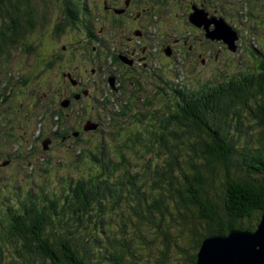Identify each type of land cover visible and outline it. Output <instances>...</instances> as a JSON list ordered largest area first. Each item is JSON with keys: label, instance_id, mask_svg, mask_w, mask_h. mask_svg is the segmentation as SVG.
<instances>
[{"label": "trees", "instance_id": "16d2710c", "mask_svg": "<svg viewBox=\"0 0 264 264\" xmlns=\"http://www.w3.org/2000/svg\"><path fill=\"white\" fill-rule=\"evenodd\" d=\"M93 3L0 0V62L18 50L41 58L40 45L48 42L41 31L60 12L56 36L70 34L76 40L78 73L83 54L100 43L94 32L97 13H115ZM149 12L151 18L162 14ZM146 20L142 26L151 25ZM262 42H254L259 62L250 60L255 54L247 46L242 73L233 74L228 64L226 75L200 81L206 82L203 86L188 84L189 90L166 83L152 98L144 89L152 73L131 74L135 95L129 104L136 107L134 98L141 94V112L115 115L108 131L104 113L90 115L93 92L84 93L85 103L80 101L78 108L60 101L48 116L76 130L72 141L80 168L88 172L80 169L74 179L54 177L48 161L42 185L18 180L0 189V264H196L207 237L254 232L264 214ZM220 49L236 62L235 53ZM56 58L46 69L44 59L38 67L41 76L57 73L53 67L65 60L62 54ZM94 58L101 60L102 52ZM93 61L88 57L85 62ZM195 61L201 63L200 57ZM19 64L17 72L25 67ZM1 67L0 73L12 69L11 64ZM87 122L95 124L93 132Z\"/></svg>", "mask_w": 264, "mask_h": 264}, {"label": "rangeland", "instance_id": "374dc122", "mask_svg": "<svg viewBox=\"0 0 264 264\" xmlns=\"http://www.w3.org/2000/svg\"><path fill=\"white\" fill-rule=\"evenodd\" d=\"M116 1H119V0H116ZM261 1L262 0H258L257 3ZM257 3L255 2L249 3L247 8H248V11H250L251 16H255L256 18L260 19L259 16H262V15L264 16V8L257 5ZM132 8H134V10L138 8V11L140 12L141 15H138V17H134V21H131L132 20V16H131V18H128V20L130 21H125V22L126 23L133 22L135 26L142 27L141 23L144 22L147 17H149L146 15L147 13H149V10L146 9L144 11L143 7L139 3L134 4ZM162 8L163 10H166L165 6H162ZM128 11H129V7L126 9L124 14L129 15ZM166 12H170V11H166ZM62 15H63L62 13L56 12L54 16L51 17L50 24H48V26L43 28V30L41 31V35H45L46 40L48 41L46 42V44L40 45V48H42L41 58H39V55L29 57L28 55L24 54V52L22 53V50L20 51L18 50L17 52L13 51L12 53H10V56L8 59L0 62V65L3 67L7 64H11L12 69L13 70L15 69V71L19 70L18 62H20L19 67L25 66L24 68H26L29 71L27 76L30 77L33 75L32 77L35 76L36 78H38L30 84L28 89L32 86L38 87L43 81L46 82L47 84L54 83V84L59 85L58 80L49 78V77H53L51 74H48L47 77L43 75L40 77L39 76L37 77L34 74L35 73L34 68L36 67V63L38 62V60H42L44 62V59H48V62H45L43 65V69H46L48 64L52 65L54 60L57 59L56 57L60 56L61 54L63 58L69 56V59L65 60L64 63H61V65L58 63L55 64V66L53 67L55 70L54 72L56 71L59 73L61 72L62 75L64 72L68 73L67 77H69L70 74L75 75L77 73V68H78L77 65L80 63V58L79 56H76L77 53L75 52L77 51V49L76 48L74 49L76 45V40L70 34H67L62 37L56 36V28L59 22H61V20L63 19ZM251 16L247 18L248 21H245V18L241 19L244 25H246L248 22L250 23L249 26L248 25L246 26L247 28L246 32L244 29L240 28L238 30L239 33H236L234 32L233 29H230L229 27L225 26L222 21L220 22L222 25H224L226 30L223 27H220V30L218 31H221L220 32L221 34L222 33L227 34V36L229 37V40H233V37L235 38V41H233L235 42L234 43L235 47L233 49L223 40H219V41L214 40V42L212 40H209V36L210 34H212L210 30L207 32L208 36H205L206 33L203 30V28H205L206 25L203 22V18L206 19V16H204L203 13H200L196 17L193 16L192 18V21L195 22L196 24L198 23L197 26H200V27H197L196 25L192 24V21H190V18L188 17L186 18L187 19L186 22L189 23L191 27L188 26V29L186 28L184 29V31L187 33L185 34V36L177 35L175 31H171V29H169L170 27L168 23H166L165 25H162V23L156 19L157 23H154L155 26H153L151 23L152 35H151V42H150L151 43L150 51L146 48L142 51L141 44L147 45L149 43L148 37L145 36L144 38L137 40L141 48L133 49L136 51H132V53H130L131 54L130 56H128L127 54L128 52H130L131 48H133L129 46L130 42H128L125 39L124 44H123L122 41L116 40V43L115 44L111 43V46H110L108 38L105 37L104 41L106 42L104 44V47L97 48L99 51L98 54L100 55V52H102L104 55H108L107 57H109L110 60L105 61L104 59L101 58V60L96 59V62H94L92 65L91 64L89 65L88 63L89 66L87 67V69H90L91 67L94 69L95 80L93 81V83L86 82L84 83L83 88H81L80 85H77V86L73 85L71 87H67L64 92L60 93L61 94L60 97L61 98L67 97V100H70V104L72 102L71 106L75 105L76 108H78L81 102L84 101L85 103L86 99L84 98L85 96L84 93L88 91L93 92L95 98L94 97L92 98L93 108L90 109L92 113L90 115H97L99 113H104L103 115L105 119L103 120L104 121L103 126H104V129L108 131L110 130V128H107V127L110 125V123L112 124L111 120L113 118H118V116L120 115L124 116L126 114H128L130 117H134L141 112V105L139 102H136L137 108L135 107V105L133 106L132 104H129V101L135 95V92H134L135 88L132 87L130 77H131V74L136 76L142 73L149 65H151L146 61L148 59L145 55L147 54L148 51L152 53L156 51L159 52V57L157 56L158 57L157 61L154 64L155 66L151 65L153 67V71L150 72L152 73L151 80L144 82V87H148L144 89L148 91V95H150V97L152 98H153L152 96L153 94L156 95L158 93L156 92L157 91L156 89L163 86L166 83L170 85L174 84V86L178 85L181 87H185L189 90L188 84L195 87L198 85H202L200 81L211 80V77H213L215 74L217 76L226 75L227 69L225 70V68H226V65L228 64L232 65L231 72L233 74L242 73L244 68L246 67L243 64L242 57H244L246 54L245 49L247 48V46L249 47L250 52L253 51L255 54V58H252V59L250 58V60L254 59L255 63L259 62L260 56L258 55V52L256 50L257 48H255L254 42L255 40H258L259 42L263 41L260 45L264 44V31L262 30L263 35L256 37L257 36V33H256L257 31H255L256 23L254 24L252 22ZM160 18H165V17L161 14ZM169 19H170V24L173 25L174 20L171 17H169ZM124 20L125 19L123 18V21ZM146 22H148V20H146ZM239 22L240 20L238 21L237 25L239 24ZM126 23L124 24V26L126 25ZM233 26L236 27V29L239 28L238 26H236V23ZM129 27H126L125 29L126 34L130 33L127 30L129 29ZM248 30H251L252 33L251 32L248 33ZM94 31H95V34L100 33L99 30L97 29H95ZM193 31H196L195 35H192ZM148 33H150L149 25H148ZM46 34H49V35L47 36ZM97 36L101 37L99 34ZM129 37H131V34L130 35L127 34V39ZM71 39L74 40L73 46L71 43L72 41ZM34 42L37 43V41L35 40ZM64 45L67 46V47L65 46L66 47L65 49H64ZM192 45L195 46L197 49H200L202 53L200 59L201 61H203V63H197V66H195L192 63V59H191V56L195 59V55L193 51L191 50ZM222 47L223 49L228 50L230 55H233V53L237 55L236 62L234 63H232V61L230 62L231 57L228 54L224 56L225 55L224 50L221 51L222 53L220 52V56L218 57L217 60H215L216 64H212L213 59L211 60L207 59L206 53L208 52L217 53L221 50L220 48ZM110 53H112L113 57ZM71 57H74L75 59H72ZM82 58L86 60L85 56L84 57L82 56ZM33 59H35V62H33ZM118 59L119 60L121 59L124 64L117 63ZM32 64H33V67L31 68ZM108 66L113 69L112 71L114 73L110 70L106 71ZM118 66L120 67V71L116 69ZM98 67H100V73H102L101 75H99L97 71H96L97 73L95 72V69H97ZM24 68L21 69V71L19 72H12V73L16 75L20 74V76H22L23 74H25V72H27V70L24 71ZM126 68H129L130 71L126 70ZM11 70H6V72H4L5 74H3L2 77L6 76V74H8V72H10ZM22 71L24 72L22 73ZM4 78H7V77H4ZM205 84L206 82L203 83V85ZM64 88L65 86L63 87V89ZM15 89L16 87H14V90ZM43 90L44 89H40V92H42ZM77 96H79V98ZM141 96H142L141 94H137V97L139 99L141 98ZM102 101L105 103L106 107L108 108L107 112L100 111L99 110L100 108L98 109V103L100 104ZM52 109H57V107H53ZM47 110H48L47 112H49L51 108L48 107ZM115 115H118V116H115ZM91 123L92 122L88 123V125H92ZM94 126H95L94 123L92 127L90 126L91 132H93L94 129H96V127ZM128 127L129 129H131L130 128L131 126L128 125ZM71 128L72 129H70V131L72 133L73 127L71 126ZM65 133H66V136L64 137V141H62L61 139L56 140V143L52 141L51 152L48 153L46 156H41V155L36 154L34 157H32V161L35 163V168H36L35 174L30 176L31 170L26 169V167L24 166V163H23V168L20 171H18L21 168L22 163H18L19 162L18 161L17 164L14 165L12 162L6 165L7 169L0 170V182L2 181L1 178L4 177L5 182H3L2 184L8 185V186L16 184L17 180H22L23 182L30 181V184L34 187H36L37 185L39 186V184L42 185L41 183H43L44 181L43 175L45 176L48 170L47 168V166H49L47 163L48 161H49V164L52 166V168L50 169V171H48V173H52L54 177L56 176V174H59L60 176H64V177L65 175H68L69 179L70 178L74 179L78 177L77 175H80L78 173L79 172L78 170L83 169V168H80L82 165L80 164L79 162L80 158L77 155L78 150L75 149L76 146L74 145V141H72V138L74 136H72V134L68 131ZM14 134H20V131L17 130L15 133L9 134L6 137L4 136L6 143H8L7 147L11 151L14 150L15 146H17V140L15 139V137H13ZM24 137L26 139H30V133L25 134ZM99 139H100V136H99ZM30 140H32L31 145L33 147H37V145H39L36 143V141H34V138H31ZM108 141H111L110 138H108ZM40 143H41V140H40ZM64 144H70L71 148L69 149V148L64 147L63 146ZM25 148L26 150H28V145ZM82 148L79 146V150ZM40 151L44 152L42 148ZM10 154H11L10 151L6 149L4 151V158L10 159L9 158ZM2 159H3V156H2ZM63 162H65L66 165H64ZM0 163H2V161H0ZM1 165L2 164H0V168L2 167ZM17 165H20V167L18 168ZM11 172H15V174H12ZM83 172L87 173L88 170L84 168ZM54 186L56 187V184H54ZM61 189L62 187H60L59 190Z\"/></svg>", "mask_w": 264, "mask_h": 264}, {"label": "flooded vegetation", "instance_id": "af4514ba", "mask_svg": "<svg viewBox=\"0 0 264 264\" xmlns=\"http://www.w3.org/2000/svg\"><path fill=\"white\" fill-rule=\"evenodd\" d=\"M96 1V2H95ZM194 0H94L93 6H97L98 8H103V9H107L108 11L111 9H113V11L115 13H113V15L111 13H109L108 15L104 14L101 12V10H99V12L97 13V15L99 16L98 20H97V24L98 26L101 28L97 29L99 30V32L102 35V40L106 37L108 30L110 29L112 34H114V36L117 37V33L122 32L125 34V36L127 37V34L130 35L131 37L128 38V42L131 40H140L142 38L145 37L144 33L148 32V26L143 25L142 27H138L135 26V24L133 22L129 23V22H125V21H130L128 20V18H131L132 16V20L134 21V17H138V15H141L140 12L138 11V8L136 10H134V8H132V6H134V4L139 3L144 11L146 9L149 10H153V11H161L162 15L165 18H160V16L157 17V14L151 18L150 12L147 13L146 15L149 16L148 19H151V23L153 26L154 23H157L156 19L162 23V25L168 23L169 24V29H171V31H175L177 35H184L187 34L184 29H188V26H190L189 23H187V17L190 18V21H192L193 16H198L200 13H203L204 16H206V19L203 20L204 24L206 25L205 28H203V30L206 31V33L210 30V32L214 35V37L217 39V35L215 34L216 32V28L220 25L221 22V13L223 10L225 9H229V8H239V9H244V11H247L248 13H250V11H248V5L249 3H257L258 0H199L200 2H198L197 4L193 2ZM240 1V2H239ZM257 5H259L260 7L264 8V0H262L261 2L257 3ZM162 6L166 7V10H163ZM129 7V15L128 14H124V12L126 11V9ZM193 9V11H192ZM247 9V10H246ZM166 11H170V12H166ZM169 17H171L174 20L173 25L170 24V19ZM209 17V18H208ZM123 18L125 19L123 21ZM202 18V17H201ZM212 18V19H210ZM122 19V20H120ZM100 21V22H99ZM185 22V23H183ZM126 23V25L124 26V24ZM142 24V23H141ZM192 24L196 25L197 24L195 22L192 21ZM131 26V27H129ZM195 26V28H196ZM126 27H129V29H127L130 33L126 34ZM200 27V26H197ZM213 27V28H212ZM151 28V25H149V30ZM196 31H193L192 35H195ZM100 33H96V34H100ZM195 37V36H193ZM99 39V37H98ZM215 39V40H216ZM100 40V39H99ZM219 41V39H217ZM115 42V41H114ZM139 44V42H138ZM102 45V41L97 44V45H93V49H92V53H84L83 55L85 56V58L87 59L88 57H92V60H96L94 58L96 52H97V48ZM142 45V44H141ZM66 45H64V49L67 47H65ZM133 48H131V53L132 51H136L133 50L135 49V46H132ZM141 48V47H139ZM191 48V47H190ZM144 49H142L143 51ZM191 50L193 51L194 55H195V59L197 56L201 57V50L199 52V54H197L196 50L197 48L195 46L192 45ZM222 51V49L219 52H214V53H206V57L209 59H212V55L215 54V57L212 60V64H216L215 60L218 59V57L220 56V52ZM99 53V52H97ZM101 53V52H100ZM170 54V52H169ZM159 55V54H158ZM62 59V57H61ZM69 59V56L65 57L64 60ZM108 60H110L109 57H107ZM192 59V63L197 66V62L195 61V59L193 57H191ZM86 61V60H85ZM82 62V68L84 69V71H86V67L88 66L87 62ZM96 61H93V63ZM148 68H146L145 70H147ZM96 72V70H95ZM63 75H65V73H63Z\"/></svg>", "mask_w": 264, "mask_h": 264}, {"label": "water", "instance_id": "95a60500", "mask_svg": "<svg viewBox=\"0 0 264 264\" xmlns=\"http://www.w3.org/2000/svg\"><path fill=\"white\" fill-rule=\"evenodd\" d=\"M215 33H218L217 39L223 40L232 49L235 47L234 37L229 40L227 34L220 31ZM209 37L215 39L211 35ZM90 128V125L86 127L87 130ZM196 264H264V214L254 232L232 230L227 235H213L204 239L197 253Z\"/></svg>", "mask_w": 264, "mask_h": 264}, {"label": "bare ground", "instance_id": "6f19581e", "mask_svg": "<svg viewBox=\"0 0 264 264\" xmlns=\"http://www.w3.org/2000/svg\"><path fill=\"white\" fill-rule=\"evenodd\" d=\"M92 65V64H91ZM79 87V86H78Z\"/></svg>", "mask_w": 264, "mask_h": 264}]
</instances>
